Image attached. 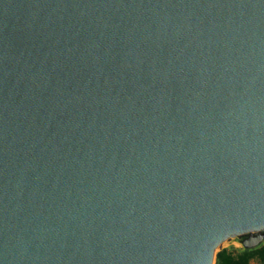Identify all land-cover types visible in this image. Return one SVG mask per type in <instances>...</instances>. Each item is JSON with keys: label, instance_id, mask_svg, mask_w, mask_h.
I'll use <instances>...</instances> for the list:
<instances>
[{"label": "water", "instance_id": "water-1", "mask_svg": "<svg viewBox=\"0 0 264 264\" xmlns=\"http://www.w3.org/2000/svg\"><path fill=\"white\" fill-rule=\"evenodd\" d=\"M264 242V0H0V264H214Z\"/></svg>", "mask_w": 264, "mask_h": 264}, {"label": "rangeland", "instance_id": "rangeland-1", "mask_svg": "<svg viewBox=\"0 0 264 264\" xmlns=\"http://www.w3.org/2000/svg\"><path fill=\"white\" fill-rule=\"evenodd\" d=\"M226 249H229L232 254V261L237 264H264V250L253 252L251 254H245L240 243L236 240L225 243L223 245Z\"/></svg>", "mask_w": 264, "mask_h": 264}, {"label": "crops", "instance_id": "crops-1", "mask_svg": "<svg viewBox=\"0 0 264 264\" xmlns=\"http://www.w3.org/2000/svg\"><path fill=\"white\" fill-rule=\"evenodd\" d=\"M264 245V242L261 246L253 249L252 251L255 253V252H258L261 249V247ZM232 254L231 251L229 249H226V247L222 246L217 252H216V255H215V259H214V264H224V262L226 261V259L228 258H232Z\"/></svg>", "mask_w": 264, "mask_h": 264}, {"label": "trees", "instance_id": "trees-1", "mask_svg": "<svg viewBox=\"0 0 264 264\" xmlns=\"http://www.w3.org/2000/svg\"><path fill=\"white\" fill-rule=\"evenodd\" d=\"M261 249L264 250V245L261 247ZM244 252H245V254H251V253H253L252 250H244ZM224 264H237V263L233 262L231 258H228V259H226V261L224 262Z\"/></svg>", "mask_w": 264, "mask_h": 264}]
</instances>
